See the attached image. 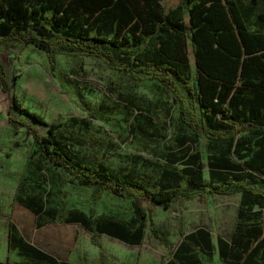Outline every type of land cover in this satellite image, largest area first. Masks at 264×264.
I'll use <instances>...</instances> for the list:
<instances>
[{"label":"trees","instance_id":"trees-1","mask_svg":"<svg viewBox=\"0 0 264 264\" xmlns=\"http://www.w3.org/2000/svg\"><path fill=\"white\" fill-rule=\"evenodd\" d=\"M172 1L0 0V44L17 42L40 49L51 68L54 56L85 55L127 75L135 88L144 80L159 82L173 95L176 123L190 134L214 143L239 135L230 147L208 156L207 166L216 180L202 177L201 153L182 139H169L160 148L171 163L168 150L180 143L182 167H161L154 178H119L100 164L78 157L70 147L93 141L90 122L71 118L68 123H48L23 108L0 60V87L9 99L10 127L22 128L32 137L42 162L62 171L70 186H96V198L106 192L129 200L132 218L93 210L88 214L54 211L41 197H18V201L35 215L36 227L79 224L90 233V242L101 247L96 240L102 235L139 244L147 233L146 217L150 221L147 235L163 240L151 215L156 206L169 209L179 199L241 194L230 238L218 237L216 250L222 264H264V219L254 209L264 207V190L254 187L263 182L257 173L264 176V31L250 30L254 6L264 0ZM255 19L257 24L264 23V12ZM122 95H128V90ZM179 234L185 232L179 228ZM7 240L9 250L16 249L25 259L7 258L0 264H71L22 242L11 223ZM184 242L188 252L193 248L214 251L209 231L202 227L188 233ZM183 259L172 263L185 264Z\"/></svg>","mask_w":264,"mask_h":264},{"label":"rangeland","instance_id":"rangeland-1","mask_svg":"<svg viewBox=\"0 0 264 264\" xmlns=\"http://www.w3.org/2000/svg\"><path fill=\"white\" fill-rule=\"evenodd\" d=\"M176 1L179 0L172 3ZM245 2L250 3V0ZM254 12L250 30L264 31V23L257 24L255 19L257 13L264 12V3L258 2ZM188 20H185L186 26H189ZM187 50L195 68L189 42ZM0 60L8 84L23 108L48 123H68L71 118H86L92 125L93 141L87 145L75 144L70 150L78 157L100 164L119 178L129 175L154 178L161 167L179 169L182 167L181 144L168 150L171 163L165 160L162 149L163 143L169 139H182L186 146L194 144L201 153L204 163L202 177L216 180L207 166L208 156L230 147L239 137L236 135L214 143L190 134L176 123L178 111L173 95L159 82L144 80L135 88L127 75L108 69L98 58L54 56L51 68L40 49L8 42L0 44ZM125 89L128 95H122ZM9 106L7 93L0 87V221L11 223L22 242L59 262L158 264L174 252L182 238L179 228L189 233L202 227L209 231L215 249L206 253L192 249L185 264H196L198 260L202 264H222L216 251L217 239L229 240L241 194L215 195L205 200L179 199L169 209L154 207L151 215L155 228L165 239L163 245L162 241L148 235L140 246L135 247L102 235L97 237L96 241L101 245L98 247L90 242V233L79 224L46 223L36 227L35 215L20 204L18 197H41L54 211L80 210L88 214L93 210L95 214L126 219L132 218V208L129 200L118 199L106 192L96 198V186H70L62 171L42 162L32 137L26 136L22 128L14 130L10 127L7 123ZM257 175L263 182L254 184V187L264 190V176ZM254 209L261 211L264 219V207L255 206ZM145 222L148 233L149 218L146 217ZM4 242L0 233L2 260L6 253ZM15 256L19 260L25 259L18 253Z\"/></svg>","mask_w":264,"mask_h":264},{"label":"crops","instance_id":"crops-1","mask_svg":"<svg viewBox=\"0 0 264 264\" xmlns=\"http://www.w3.org/2000/svg\"><path fill=\"white\" fill-rule=\"evenodd\" d=\"M0 233H1V235H3L4 236V240H5V242H4V247H3V249H5L6 250V253H4L3 255V257H4V260H2V259H0V261H5L7 258H9V259H11V260H15V261H18V262H21V261H23V260H19L18 259V256L16 257L15 255L18 253L17 252V250L16 249H14V250H9V248H8V240H7V237H8V224H6V223H4L3 224V221H0ZM190 233V232H189ZM188 233H185L184 235H180L182 238H181V240L179 241V243H177L176 244V246H175V249H174V252L171 254V256L168 258V259H166V260H164V262H162V260H160L159 261V263L158 264H173L172 263V261H181L182 260V258H185V259H183V260H186V259H188L189 257H188V253L189 252H191L192 251V249L188 252V249H189V247L185 244V242H184V237L187 235ZM146 235H147V233H146ZM145 235V236H146ZM161 236H162V234H161ZM107 237H109V236H107ZM111 238V237H110ZM156 239V238H155ZM162 239L163 240H161L162 241V245L165 243V239H164V237H162ZM114 240H116V239H114ZM144 240L145 239H143L142 240V242H144ZM158 240V239H157ZM118 242H121V241H119V240H117ZM160 241V240H159ZM142 242H140L139 244H137V245H130V244H127V243H124V242H121V243H123V244H125V245H128V246H130V247H135V246H140L141 244H142ZM188 247V248H187ZM182 248V252L181 251H179L180 249ZM215 249V248H214ZM193 250H194V248H193ZM194 251H196V250H194ZM217 251V250H216ZM175 252L176 253H178V255L176 254L175 255ZM197 252H199V251H197ZM200 253H202V252H200ZM12 254H13V257H12ZM217 254H218V252H217ZM219 256V255H218ZM196 260V259H195ZM195 260H192V261H195ZM196 262V264H202L199 260L198 261H195ZM66 263H68V262H66ZM71 264H75V263H71ZM119 264H121V262H119Z\"/></svg>","mask_w":264,"mask_h":264}]
</instances>
